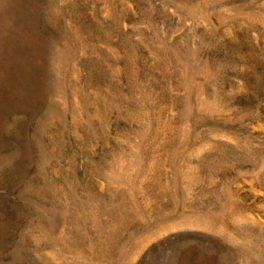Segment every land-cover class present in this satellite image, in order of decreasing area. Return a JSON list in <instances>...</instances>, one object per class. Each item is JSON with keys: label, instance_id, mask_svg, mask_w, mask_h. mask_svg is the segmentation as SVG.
I'll use <instances>...</instances> for the list:
<instances>
[{"label": "rangeland", "instance_id": "374dc122", "mask_svg": "<svg viewBox=\"0 0 264 264\" xmlns=\"http://www.w3.org/2000/svg\"><path fill=\"white\" fill-rule=\"evenodd\" d=\"M0 264H264V0H0Z\"/></svg>", "mask_w": 264, "mask_h": 264}]
</instances>
